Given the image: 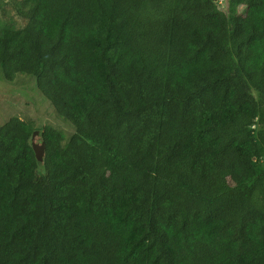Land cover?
Masks as SVG:
<instances>
[{"label":"trees","instance_id":"1","mask_svg":"<svg viewBox=\"0 0 264 264\" xmlns=\"http://www.w3.org/2000/svg\"><path fill=\"white\" fill-rule=\"evenodd\" d=\"M11 4L3 77L75 132L0 126V264H264V0Z\"/></svg>","mask_w":264,"mask_h":264},{"label":"rangeland","instance_id":"2","mask_svg":"<svg viewBox=\"0 0 264 264\" xmlns=\"http://www.w3.org/2000/svg\"><path fill=\"white\" fill-rule=\"evenodd\" d=\"M221 1L218 0L220 4ZM23 24L24 20L15 15L11 0H0V25L21 28ZM12 117L31 124L35 131L33 138H40L44 127L59 131L65 142L75 132L72 125L41 95L33 77L18 73L8 82L0 70V126Z\"/></svg>","mask_w":264,"mask_h":264},{"label":"water","instance_id":"3","mask_svg":"<svg viewBox=\"0 0 264 264\" xmlns=\"http://www.w3.org/2000/svg\"><path fill=\"white\" fill-rule=\"evenodd\" d=\"M43 148H44V144L42 139L34 138L32 140V149L37 161L39 162L42 160L43 157Z\"/></svg>","mask_w":264,"mask_h":264}]
</instances>
